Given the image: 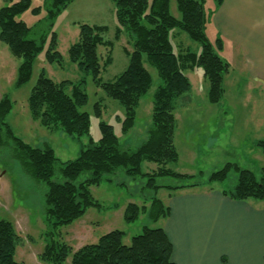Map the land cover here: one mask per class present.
<instances>
[{
    "label": "trees",
    "instance_id": "16d2710c",
    "mask_svg": "<svg viewBox=\"0 0 264 264\" xmlns=\"http://www.w3.org/2000/svg\"><path fill=\"white\" fill-rule=\"evenodd\" d=\"M74 0H45L42 7L32 8V0H7L0 8V41L11 54L21 60L18 67L16 88L29 83L39 54L46 49V62L62 69L75 66L85 76H91L98 88L107 97L118 102L125 115L121 122L124 135L134 129L137 110L142 99L153 88V75L145 67V61L156 69L162 85L153 95V112L147 139L135 150L123 147L112 125L99 123L101 138L84 147L74 160L61 162L50 145L34 147L18 137L7 122L14 103L9 95L0 99V147H7L26 175L37 183L45 185L44 219L47 229L43 233L45 247L39 260L41 264H64L73 249L58 238L60 228L78 222L91 208L101 209L103 205L94 198L91 188L100 186L107 175L124 172L132 178H147L146 187L155 190L150 205L129 203L123 213L127 223L147 215L153 223H160L170 217L167 201L157 197L161 189L174 195L180 191L199 188L215 189V183H230L223 189L225 197L236 201L264 200V167L260 177L239 164L227 162L224 167L211 173L205 181L203 176L193 173H179L169 166L176 164L179 154L175 145L177 101L192 90L188 71L201 69L209 84L208 99L212 104L221 103L229 74V63L222 58L223 41L218 38L211 43L205 31L209 16L205 0H176L181 18L170 12L171 0H112L119 23L116 40L120 41L124 31L132 38V51L128 52L127 69L114 81L103 82L101 74L112 64L114 42L106 41L105 26L82 24L78 39L73 43L65 58L58 50L59 37L53 31L58 15ZM222 0H217L216 9ZM31 11L34 16L45 12L37 26L29 27L20 17ZM179 30L201 44L200 56L191 51L176 52L172 32ZM179 32V33H180ZM177 35V34H176ZM109 50L106 59L101 49ZM104 60V61H103ZM103 61V62H102ZM42 70L38 83L28 98V110L33 121L50 132L65 133L81 138L90 136L91 116L83 111L88 104L85 92V78L56 82ZM102 102L94 106L95 116L102 117ZM264 155V140L257 142ZM154 165L148 173L144 165ZM59 173L61 181H53ZM171 178L183 182L177 186L157 185V180ZM162 226V225H161ZM145 227L143 232L124 244L127 236L121 230H112L76 251L71 264H175L173 244L163 227ZM11 221L0 219V264H24L16 260L20 237Z\"/></svg>",
    "mask_w": 264,
    "mask_h": 264
},
{
    "label": "rangeland",
    "instance_id": "374dc122",
    "mask_svg": "<svg viewBox=\"0 0 264 264\" xmlns=\"http://www.w3.org/2000/svg\"><path fill=\"white\" fill-rule=\"evenodd\" d=\"M14 1L18 2L19 0ZM32 2V8H36L42 7L45 0H32ZM7 3V0H0V8ZM115 6L112 0H74L58 15L53 27V31L59 37L58 51L65 58H67L69 47L78 39L80 25L109 28L108 32L104 34V38L106 41L114 42L113 48L109 49L113 51L111 53L113 62L101 74L103 82L114 81L127 69L130 63L126 50L131 52L133 49L132 38L126 31L120 41L116 40L119 23ZM212 7L213 0H206L205 9L209 17L214 11ZM170 8L171 14L179 20L181 15L176 0H171ZM45 15V12H42L34 16L31 11H28L20 19L29 27H34ZM205 31L208 39L214 44L215 38L210 23H207ZM179 32V30H175L171 34L176 52L191 51L200 56L201 44L192 40L186 33ZM47 47L48 43L35 62L29 83L21 88H16L21 60L16 59L8 47L0 41V99L4 95H9L15 104L7 118V122L13 127L15 134L34 147L52 146L61 162L76 159L81 154L80 151L90 143V137L95 141L100 140L99 123L101 121L114 127L121 145L126 150L127 148L135 150L143 145L147 139L154 111L153 95L162 85L156 69L145 61V67L153 75V88L139 104L134 129L124 135L121 122L125 115V109L118 102L107 97L104 91L94 84L91 76L83 75L74 65L61 70L60 67L47 63L45 56ZM109 50L101 49L103 59H106ZM221 55L225 60L227 59L226 54L222 53ZM42 70L46 71L48 77L56 82L76 81L85 78L84 89L89 96V101L83 111L88 113L92 119L90 136L78 138L59 131L57 133L50 132L38 122L33 121L28 110V98L32 88L38 83L37 80ZM201 72L200 69H195L193 74L186 73L191 79L193 90L177 101L179 109L176 114L178 125H176L175 145L180 158L176 164L169 167L179 173L203 176L206 181L211 173L221 170L229 162L237 163L244 169L256 172L255 174L260 177L262 173L260 169L264 167V155L257 146L246 143L252 139L246 137L245 133L250 128L257 127L251 117L264 115V98L244 97L243 83L237 79L236 74H231L230 77H226L227 80L224 82L226 91L221 103L212 104L208 99L209 84ZM99 101L102 102L103 108L101 118H97L94 112V106ZM249 106L255 109L248 112ZM259 111L260 114L257 115ZM233 119L240 126L235 128L237 136L231 143L228 136L219 135L220 130L215 126H218L216 123L220 124V122ZM260 119L262 127L258 130L264 132V116ZM224 131L227 132V129ZM261 139L264 140V137ZM10 150L4 146L0 147V219L11 221L20 237L16 254L18 263L41 264L39 255L43 252L46 244L43 233L47 229L43 214L46 187L24 173L18 161L13 159ZM153 166L146 164L143 169L150 173L151 169L155 167ZM60 176L57 173L53 181H61ZM104 179L100 186L91 188L94 198L104 208L100 210L91 208L78 222L62 227L58 231V238L61 237L73 249L71 256L64 264H71L76 251L85 245L96 243L100 237L112 230L125 232L127 236L124 239V244L130 245L131 239L141 234L145 227L157 228L161 226L159 222L153 223L147 215H141L133 223H127L123 218L125 207L129 203L136 202L140 206L146 205L147 207L150 205V199L154 196L155 190L146 187L147 178H132L125 175L124 172H119L116 175H107ZM182 184L183 182L171 178L157 180V185L162 186ZM230 186L231 184L228 182L213 185L215 189H228ZM168 194V191L161 189L157 197L166 202Z\"/></svg>",
    "mask_w": 264,
    "mask_h": 264
},
{
    "label": "crops",
    "instance_id": "0c3cea01",
    "mask_svg": "<svg viewBox=\"0 0 264 264\" xmlns=\"http://www.w3.org/2000/svg\"><path fill=\"white\" fill-rule=\"evenodd\" d=\"M216 2L208 23L215 41H223L220 53L231 67L227 76L237 75L244 97L264 98V0H222L217 9ZM253 109L249 106L248 112ZM262 116L251 117L257 127L245 133L252 139L247 144L263 140L264 132L258 130ZM236 122L215 127L232 143L240 126ZM167 202L172 215L161 227L173 244L175 264H264V200L236 202L220 189L199 188L169 195Z\"/></svg>",
    "mask_w": 264,
    "mask_h": 264
}]
</instances>
